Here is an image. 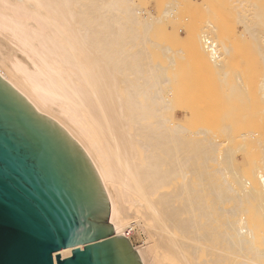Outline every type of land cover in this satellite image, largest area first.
I'll use <instances>...</instances> for the list:
<instances>
[{
  "label": "bare ground",
  "instance_id": "bare-ground-1",
  "mask_svg": "<svg viewBox=\"0 0 264 264\" xmlns=\"http://www.w3.org/2000/svg\"><path fill=\"white\" fill-rule=\"evenodd\" d=\"M178 2L166 0L157 13L142 0H0V77L82 149L108 198L114 235L130 241L141 264H264V127L238 128L249 98L241 70L249 74L256 59L251 49L247 71L238 58L231 67L236 45L218 15L216 22L200 15L196 30L171 28L218 81H210L219 86L206 120L200 100L183 102L191 86L184 100L177 85L186 52L156 31ZM230 4L240 24L235 43L250 38L259 55L264 102V8Z\"/></svg>",
  "mask_w": 264,
  "mask_h": 264
},
{
  "label": "water",
  "instance_id": "water-1",
  "mask_svg": "<svg viewBox=\"0 0 264 264\" xmlns=\"http://www.w3.org/2000/svg\"><path fill=\"white\" fill-rule=\"evenodd\" d=\"M0 264H141L82 149L1 77Z\"/></svg>",
  "mask_w": 264,
  "mask_h": 264
},
{
  "label": "rangeland",
  "instance_id": "rangeland-1",
  "mask_svg": "<svg viewBox=\"0 0 264 264\" xmlns=\"http://www.w3.org/2000/svg\"><path fill=\"white\" fill-rule=\"evenodd\" d=\"M143 1V4L145 5V6H151L152 5V3L154 4V5H152V7H154V9L157 11V13H160V11H161V9H162V7L164 6V3H165V1L166 0H142ZM177 1H179L178 2V4H177V11H176V15L173 17V19L172 18H168V19H166V20H163L158 26H157V29H156V31H157V35H158V39H160V41H163L165 44H167V45H170V46H172V47H174V48H183L184 50V52L183 53H185L186 52V54H183L184 56H183V58L185 57H187L186 59H183V58H178L177 59V63L179 64V68H178V70H175L176 71V73H177V71H179L180 72V77L178 78V88L180 89V93H181V91H182V93L181 94H184V89H185V91L186 90H188L189 89V86H191V87H193V86H195L194 87V90L192 91L191 89H193V88H191L190 87V90H189V92L187 91L186 92V97H189L188 95H191V94H193V95H191V97H189L188 99H186L185 100V94L183 95V97L182 98H184V100L185 101H183V99H182V101L183 102H185V103H189V104H191V102H192V104H193V101H194V103H196L197 101H199V102H197L196 104H203V105H206V106H204L203 107V109H204V111H203V109H202V111L205 113H203V115H205L204 117H205V119L207 120V119H209V120H212L213 119V111H214V109L212 108V106L209 108V105H212V103L211 102H213V104L214 103H216L217 102V100H215L216 98V95H213V94H216L215 92H217L218 90V86H219V84L217 85L216 84V86L217 87H215V84L214 83H212V82H214V80H216V78H214V76L213 75H210V72L208 71V73H207V70L205 71H203V69L202 68H200L199 66H198V64L194 61V59H191L190 57H191V54L189 53V51L187 50L188 49V44H187V41H186V39H184V38H182V39H180V40H178V39H174L172 36H171V34H170V30H171V28L172 27H174V26H179V24L180 25H187V26H189L190 27V29H195L196 30V28L198 29V27H201V26H198V24H197V21L198 22H202V24L204 23V21L206 20V19H209V20H211V21H218L219 20V18H217V16L216 15H218V16H220V18L222 19V21H221V19L219 20V21H221V23L220 24H224L223 25V27H224V29H225V31H227L226 33H227V38H228V40L232 43V46H234V45H236L235 47H232V51H231V55H230V59H229V63H231L230 65H231V67H233L236 63H235V61H236V59L238 58L239 60H240V63H242V65L244 64V62H245V65H243V67L245 68L246 67V69H245V71H247V64L249 63V62H247L246 60H248V61H250V63H252L253 62V66L254 65H257L259 62V55L258 54H256V55H252V54H255L257 51H256V49L253 47V43H252V40L250 39V38H246V41H244L243 42V40H245L244 38L242 39V48H241V46L238 44L239 42H241V38L239 37V35L236 33V26H239V25H236L237 23H236V13H235V10L233 9V8H231L232 7V5L230 4L231 3V0H202L203 2H204V4H203V2L201 1V0H182V1H180V0H177ZM189 1V2H188ZM195 1V2H194ZM200 1V2H199ZM254 1H256V3L258 4V6L259 7H263L264 8V2H263V0H259V2L257 1V0H254ZM262 1V2H261ZM151 2V3H150ZM155 2V3H154ZM186 2H188L187 4H186ZM199 2V3H198ZM163 3V4H162ZM185 3V4H184ZM260 3V4H259ZM184 4V5H183ZM198 4V5H197ZM203 4V6H205V8H203V6H201ZM230 4V5H229ZM159 5V6H158ZM180 5V6H179ZM196 5V6H195ZM194 6V7H193ZM160 7V8H159ZM227 7V8H226ZM230 7V8H229ZM197 8V9H196ZM214 8V9H213ZM200 9V10H199ZM207 10V11H206ZM189 11V12H188ZM197 11H199V12H197ZM201 11H203V12H201ZM186 12V13H185ZM222 12H223V14H222ZM190 13L191 14H193V15H190ZM200 13H204V14H200ZM199 18L200 17V15H202V17H203V19H204V21H203V19H201V17H200V19L201 20H198V18L196 17V16ZM185 16V17H184ZM191 16H195L194 18H192ZM187 17V18H186ZM191 17V18H190ZM189 18V19H188ZM211 18V19H210ZM214 18V19H213ZM180 19H181V21H180ZM188 19V21H186ZM191 19V20H190ZM192 19H196V22H195V20H193L192 21ZM174 20V21H173ZM232 20V21H231ZM213 21V22H214ZM182 22V23H181ZM196 24H195V23ZM201 22H200V24H201ZM233 22H235V23H233ZM217 23H219V22H217ZM189 24V25H188ZM199 24V25H200ZM192 25H194V26H192ZM198 26V27H197ZM170 27V28H169ZM192 27V28H191ZM231 27H232V29H231ZM233 27H234V29H233ZM229 32V33H228ZM233 35H234V38H233ZM231 36H232V38H231ZM236 39V40H235ZM240 41H239V40ZM184 40V41H183ZM251 40V41H250ZM248 41V44L246 43ZM235 42H238L237 44L240 46V48L238 47L237 48V44L235 43ZM235 43V44H234ZM249 43H250V45H249ZM252 43V44H251ZM186 45V46H185ZM245 45V46H244ZM246 45H249L248 47L246 46ZM180 46V47H179ZM182 46V47H181ZM185 48H186V50H185ZM248 48L250 49V50H248ZM236 49H239V50H236ZM251 49L253 50V53H252V51H251ZM255 50V51H254ZM237 51H239L238 53H237ZM249 51V52H248ZM251 51V52H250ZM255 52V53H254ZM189 53V54H188ZM249 53H252V54H250L252 57H255V59L257 60H255V61H252L251 62V60H254V58H252L251 60H250V58H251V56L249 55V59H248V57L246 58L245 57V55L247 54V56H248V54ZM238 54V55H237ZM187 55V56H186ZM238 56V57H237ZM234 57H235V59H234ZM241 57V58H240ZM189 58V59H188ZM243 59V60H242ZM191 60V61H190ZM196 63H194L193 61ZM179 61V62H178ZM190 61V62H189ZM231 61H233V62H231ZM191 62H193L194 64H193V66H192V63ZM236 62H239L238 60L236 61ZM247 62V63H246ZM254 62H255V64H254ZM258 62V63H257ZM190 63H191V66H190ZM235 63V64H234ZM257 63V64H256ZM232 64H233V66H232ZM186 65V66H185ZM188 65V66H187ZM251 64H249L248 65V73L249 74H247V72H246V74L245 73H243V71L244 70H241V72H242V74H241V78L243 79H245V83H244V79H243V88H244V90H243V92H242V94H244V96L245 95H247V93H249L248 95V97L249 98H247V100L245 99V103L247 104V115H246V117H244V118H242L240 121H239V126H238V128H240V129H250V128H253L254 126H256L257 128L260 126H262V127H264V114L262 113V114H260V110H261V108H262V104L264 103L263 102V100L261 99V96H260V92L258 93V91L260 90V87H259V85H260V76H259V71H261L260 69H259V65L258 66H254V67H257V68H255V70L252 68V70L250 69L251 68V66H252ZM199 68H198V67ZM250 66V67H249ZM252 66V67H253ZM190 67H191V69H190ZM180 68L182 69V71H180ZM184 68H185V70H184ZM234 68V67H233ZM189 69H190V71L192 70V73H193V75H192V73H190L189 74ZM193 69H195V70H193ZM256 69H258V70H256ZM196 70H197V72H196ZM199 70H201V71H199ZM179 72H178V74H179ZM182 72H183V74H182ZM195 72V73H194ZM203 72V73H202ZM196 73H198V75L196 76V75H194V74H196ZM199 73H201L200 75H199ZM182 75V76H181ZM191 75V76H190ZM204 75H206V77H204ZM245 75L247 76L246 78H245ZM202 76H203V78H202ZM193 79H192V78ZM200 77V78H199ZM183 78V79H182ZM188 80H186V79ZM191 78V79H190ZM198 78V79H197ZM204 78H206V79H204ZM210 80H209V79ZM214 78V80H212ZM258 78V79H257ZM180 79H182V80H180ZM184 80V81H183ZM186 80V81H185ZM196 81V82H192V81ZM199 80H200V82H199ZM203 80V81H202ZM210 81H212V82H210ZM217 81V80H216ZM215 81V83H218V81L216 82ZM258 81H259V83H258ZM188 82V83H187ZM193 83V85H192V83ZM199 82V83H198ZM202 82V83H201ZM205 82V83H204ZM195 83L197 84V86L195 85ZM207 83V84H206ZM209 83H211V84H209ZM181 84H184V85H181ZM190 84V85H189ZM199 84V85H198ZM203 84V85H202ZM247 84V87L245 88L244 87V85H246ZM181 85V86H180ZM201 85V86H200ZM205 85V86H204ZM212 85V86H211ZM187 86V87H186ZM211 86V87H210ZM206 88H208V89H206ZM212 88H214V89H212ZM259 88V89H258ZM197 89L199 90V91H197ZM200 89H202V90H200ZM204 89H206V90H204ZM210 89V90H209ZM208 90V91H207ZM216 90V91H215ZM204 91V92H203ZM213 91H215V92H213ZM193 92V93H192ZM208 92V94H204V93H207ZM247 92V93H246ZM190 93V94H189ZM198 93V94H197ZM180 94V95H181ZM201 94H202V96H201ZM212 94V95H211ZM194 97V99H193V97ZM205 96H206V98H205ZM210 98V100H209V98ZM212 97V98H211ZM190 98H191V100H190ZM198 98V99H197ZM201 98V99H200ZM204 98H205V100H204ZM193 99V100H192ZM212 99V100H211ZM253 99V100H252ZM197 100V101H196ZM203 100L205 101V102H203ZM252 100V101H251ZM196 101V102H195ZM210 101V102H209ZM247 101H248V103H247ZM250 101V102H249ZM257 102V103H256ZM206 103V104H205ZM210 103V104H209ZM249 104H251V105H249ZM252 104H253V106H252ZM256 105H259V106H256ZM254 108V109H253ZM209 109V110H208ZM211 110V111H210ZM249 110H251V112L249 111ZM208 112V113H207ZM256 112L258 113V114H256ZM210 113V115H207V114H209ZM250 113V114H249ZM248 115H250V116H248ZM261 115V116H260ZM208 118H207V117ZM261 117V118H260ZM261 119V120H260ZM257 121V122H256ZM261 121V122H260ZM252 124H253V127H252ZM262 127H261V129H262ZM255 128V127H254ZM259 129V128H258ZM264 129V128H263ZM263 129H262V131H263ZM257 151L255 150L253 153H255V154H257L256 153ZM250 158H251V156H249ZM248 158V157H247ZM250 161V160H249ZM249 161H246V162H249ZM249 164V163H248ZM249 167V166H248ZM132 240H133V243L134 244H137V245H139V240L137 239V237H136V235H132ZM130 242V241H129Z\"/></svg>",
  "mask_w": 264,
  "mask_h": 264
}]
</instances>
